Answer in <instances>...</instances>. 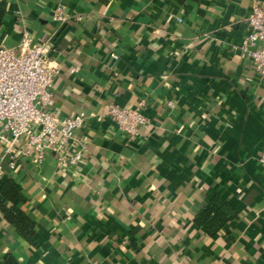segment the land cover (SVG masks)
I'll return each instance as SVG.
<instances>
[{
    "label": "crops",
    "instance_id": "0c3cea01",
    "mask_svg": "<svg viewBox=\"0 0 264 264\" xmlns=\"http://www.w3.org/2000/svg\"><path fill=\"white\" fill-rule=\"evenodd\" d=\"M257 1L0 0V45L50 43L51 111L86 113L75 166L4 164L0 200L11 179L34 235L0 208V264H264V81L242 50ZM112 105L149 123L129 137ZM213 199L234 217L210 235L195 217Z\"/></svg>",
    "mask_w": 264,
    "mask_h": 264
},
{
    "label": "built area",
    "instance_id": "2783aa9c",
    "mask_svg": "<svg viewBox=\"0 0 264 264\" xmlns=\"http://www.w3.org/2000/svg\"><path fill=\"white\" fill-rule=\"evenodd\" d=\"M54 18L65 21L63 6L55 8ZM250 32L242 50L264 81V3L257 1L248 17ZM51 44L36 41L25 28L16 46L0 45V175L15 169L22 156L41 163L53 154L60 167H73L84 154L77 130L86 123V113L59 116L51 111L53 84L59 68L52 65ZM78 68H73V71ZM109 113L129 137L149 123L140 106L112 105ZM264 164V148L260 157Z\"/></svg>",
    "mask_w": 264,
    "mask_h": 264
},
{
    "label": "trees",
    "instance_id": "16d2710c",
    "mask_svg": "<svg viewBox=\"0 0 264 264\" xmlns=\"http://www.w3.org/2000/svg\"><path fill=\"white\" fill-rule=\"evenodd\" d=\"M5 13L4 6L0 3V24ZM3 197L13 204L8 206L0 200V208L8 221L13 223L18 231L25 237L34 235V222L15 204L16 200L25 201L26 198L11 179H6L1 186ZM231 206L225 200L213 199L203 207L195 217V222L210 235H215L221 227L234 215L229 213ZM232 212V211H231Z\"/></svg>",
    "mask_w": 264,
    "mask_h": 264
}]
</instances>
